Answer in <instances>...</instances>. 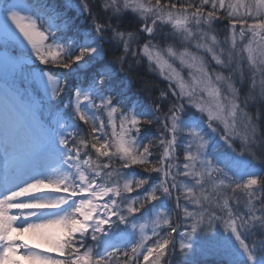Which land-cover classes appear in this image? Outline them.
<instances>
[{
    "label": "snow or ice",
    "instance_id": "6c2138e0",
    "mask_svg": "<svg viewBox=\"0 0 264 264\" xmlns=\"http://www.w3.org/2000/svg\"><path fill=\"white\" fill-rule=\"evenodd\" d=\"M0 70V264H264V0H0Z\"/></svg>",
    "mask_w": 264,
    "mask_h": 264
},
{
    "label": "trees",
    "instance_id": "16d2710c",
    "mask_svg": "<svg viewBox=\"0 0 264 264\" xmlns=\"http://www.w3.org/2000/svg\"><path fill=\"white\" fill-rule=\"evenodd\" d=\"M125 24L128 25L129 27H134L135 20L133 19L126 20ZM147 78L153 81L154 84L156 85V87L153 89V91L150 94L140 91L138 85H134L132 91L134 93L133 94L134 97H137L139 100L144 101L146 104H149L151 106L153 101H155L156 98L159 96V89H163L165 87V82H162L160 78L152 74H149ZM244 92H246V89H244ZM156 132H157V126H153L151 129V133L149 134V138H151L152 135H154ZM179 151L180 150L178 149V153ZM182 158L183 157L181 155V159ZM220 227L221 226L217 227V231H220ZM180 259L181 258L179 257V255L176 258H174V264H180Z\"/></svg>",
    "mask_w": 264,
    "mask_h": 264
},
{
    "label": "rangeland",
    "instance_id": "374dc122",
    "mask_svg": "<svg viewBox=\"0 0 264 264\" xmlns=\"http://www.w3.org/2000/svg\"><path fill=\"white\" fill-rule=\"evenodd\" d=\"M220 31L222 32L223 29L220 28ZM0 71H2V70H0ZM2 96H3V98H4V94H2ZM0 99L2 100L1 97H0ZM1 102H2V101H0V115L2 114V116H3V115H4V116H7V115H5V112H4V110H3V107H2ZM2 110H3V111H2ZM8 119H9V117H8ZM3 122H4V121H3L2 119H0V131H4V130H5V127H6V123H7V122H5V123H3ZM181 219H182V217H181Z\"/></svg>",
    "mask_w": 264,
    "mask_h": 264
},
{
    "label": "bare ground",
    "instance_id": "6f19581e",
    "mask_svg": "<svg viewBox=\"0 0 264 264\" xmlns=\"http://www.w3.org/2000/svg\"><path fill=\"white\" fill-rule=\"evenodd\" d=\"M245 89L247 91V87H245ZM3 134H4V131H3ZM3 134L0 133V143H2V141H3V137H4ZM5 163H6V161L3 159L2 154H0V172L3 171ZM215 258H217V257H215Z\"/></svg>",
    "mask_w": 264,
    "mask_h": 264
}]
</instances>
